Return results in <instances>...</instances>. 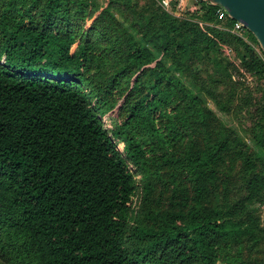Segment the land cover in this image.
Listing matches in <instances>:
<instances>
[{"label": "trees", "instance_id": "obj_1", "mask_svg": "<svg viewBox=\"0 0 264 264\" xmlns=\"http://www.w3.org/2000/svg\"><path fill=\"white\" fill-rule=\"evenodd\" d=\"M38 1L26 9L29 0H0L7 34L0 47V264H220L223 244L256 239L250 207L264 204V122L254 128L259 150L250 154L163 64L169 59L187 73L193 57L216 49L215 39L160 12L159 27H145L150 49L135 43L128 52L127 98H136L120 120L85 89L94 48L57 27L63 0H48L36 22ZM201 4V17L217 21L215 7ZM217 37L249 49L245 68L264 77L263 59L240 37ZM188 132L196 137L183 145ZM150 153L170 176L172 198L157 227L130 233L134 170L147 169ZM239 161L245 194L232 200L221 168Z\"/></svg>", "mask_w": 264, "mask_h": 264}, {"label": "rangeland", "instance_id": "obj_2", "mask_svg": "<svg viewBox=\"0 0 264 264\" xmlns=\"http://www.w3.org/2000/svg\"><path fill=\"white\" fill-rule=\"evenodd\" d=\"M3 1L7 3L9 0ZM30 1L26 9L33 6ZM4 2L0 4V14ZM47 2L39 0V5L32 9L36 22L42 19ZM201 5V0H173L171 7L166 9L162 0H63L53 20L58 22L57 27L61 31L71 32L78 40L92 43L94 52L87 74L89 85L85 89L93 95L98 94L111 114L120 120L127 117L136 98H127L130 75L134 74V70L129 69L127 55L135 43L150 49L145 38L146 25L153 23L152 29H157L160 12L196 25L215 39L216 49L210 55L193 57L191 69L184 74L177 71L169 59L164 58L163 64L202 99L219 122L245 142L250 154L257 153L259 148L254 140V128L258 122H264V77L245 68L242 57L251 53L249 49L236 42L224 43L217 34L240 37L263 61L264 58L259 47L248 39L247 33L239 36L230 32V26L226 24L202 18ZM2 23L0 17V47L7 36ZM228 50L231 55L227 54ZM217 102L222 106L219 107ZM105 121L109 124L107 119ZM135 131L145 141V131L138 127ZM195 137L194 133L188 132L182 144ZM147 150L150 151V147ZM134 172L136 193L128 217L130 233L136 227H157L160 216L168 210L173 189L170 176L161 167L157 154H149L147 169L135 168ZM221 172L231 178L232 200L244 196L243 163L237 162L233 169L227 164ZM250 211L257 219L256 239L245 237L240 242L223 244L220 264H264V204L254 205Z\"/></svg>", "mask_w": 264, "mask_h": 264}, {"label": "water", "instance_id": "obj_3", "mask_svg": "<svg viewBox=\"0 0 264 264\" xmlns=\"http://www.w3.org/2000/svg\"><path fill=\"white\" fill-rule=\"evenodd\" d=\"M221 6L229 17L241 23L264 52V0H201Z\"/></svg>", "mask_w": 264, "mask_h": 264}, {"label": "built area", "instance_id": "obj_4", "mask_svg": "<svg viewBox=\"0 0 264 264\" xmlns=\"http://www.w3.org/2000/svg\"><path fill=\"white\" fill-rule=\"evenodd\" d=\"M172 1L173 0H162V5L166 9H169L171 7ZM205 3L207 4V6L209 5V6L215 7V17H216L217 21H219L222 24H226L227 26H230V29H229L230 32L237 34L239 36H244V34L247 31L245 29V27L241 23L232 20L224 8H222L221 6L212 5L208 2H205ZM201 9H202V5H201ZM200 12H202V11H200ZM230 21H233L234 23L230 24ZM227 54L231 55V51L228 50Z\"/></svg>", "mask_w": 264, "mask_h": 264}]
</instances>
